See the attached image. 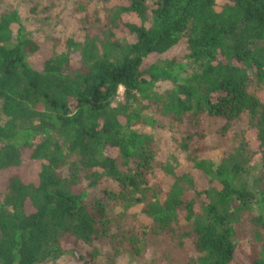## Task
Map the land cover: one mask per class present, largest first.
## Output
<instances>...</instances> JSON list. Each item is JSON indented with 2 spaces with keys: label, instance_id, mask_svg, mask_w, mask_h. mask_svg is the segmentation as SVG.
Wrapping results in <instances>:
<instances>
[{
  "label": "trees",
  "instance_id": "obj_1",
  "mask_svg": "<svg viewBox=\"0 0 264 264\" xmlns=\"http://www.w3.org/2000/svg\"><path fill=\"white\" fill-rule=\"evenodd\" d=\"M60 1L0 14V264H264V0Z\"/></svg>",
  "mask_w": 264,
  "mask_h": 264
},
{
  "label": "rangeland",
  "instance_id": "obj_2",
  "mask_svg": "<svg viewBox=\"0 0 264 264\" xmlns=\"http://www.w3.org/2000/svg\"><path fill=\"white\" fill-rule=\"evenodd\" d=\"M17 10L27 20V26L34 36H38L40 42L43 43V51L49 52L48 43L44 41L46 36L61 35L64 28V21L70 17V7L60 0H0V14ZM124 89H119V95L116 102L123 99ZM254 163L246 164V171L242 172L236 181L238 184L245 183L248 187L257 191L256 183L261 173V163L259 158L251 159ZM19 171V170H18ZM14 170L8 171L0 178V187L5 185L6 178L13 173ZM66 175V171H64ZM2 188H0L1 190ZM257 213V212H256ZM264 214V213H263ZM245 224L239 227L238 242L250 249L251 245L257 242L255 233L256 225L251 221H243Z\"/></svg>",
  "mask_w": 264,
  "mask_h": 264
}]
</instances>
